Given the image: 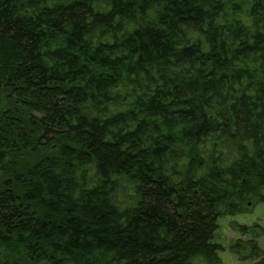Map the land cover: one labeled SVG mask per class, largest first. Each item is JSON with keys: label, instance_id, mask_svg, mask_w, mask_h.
<instances>
[{"label": "trees", "instance_id": "1", "mask_svg": "<svg viewBox=\"0 0 264 264\" xmlns=\"http://www.w3.org/2000/svg\"><path fill=\"white\" fill-rule=\"evenodd\" d=\"M259 204L264 0H0V264H221Z\"/></svg>", "mask_w": 264, "mask_h": 264}, {"label": "rangeland", "instance_id": "2", "mask_svg": "<svg viewBox=\"0 0 264 264\" xmlns=\"http://www.w3.org/2000/svg\"><path fill=\"white\" fill-rule=\"evenodd\" d=\"M237 222L241 225L254 227L256 224L260 225L261 229L255 228L254 231L260 236L257 239L259 246L264 252V204L252 208L247 214H240L236 216H229L220 218L218 221V231L216 233L214 243L221 245L222 249L219 251L221 264H251L250 261L242 262L236 255L231 252V245L242 236L231 228V223ZM250 237H244L247 239Z\"/></svg>", "mask_w": 264, "mask_h": 264}]
</instances>
